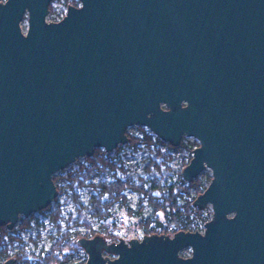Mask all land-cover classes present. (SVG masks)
Segmentation results:
<instances>
[{"label":"water","instance_id":"95a60500","mask_svg":"<svg viewBox=\"0 0 264 264\" xmlns=\"http://www.w3.org/2000/svg\"><path fill=\"white\" fill-rule=\"evenodd\" d=\"M51 1L0 2V226L47 208L54 174L139 125L197 140L181 174L210 169L193 206L211 218L202 232L80 237L83 264H264V0H79L47 22Z\"/></svg>","mask_w":264,"mask_h":264},{"label":"trees","instance_id":"16d2710c","mask_svg":"<svg viewBox=\"0 0 264 264\" xmlns=\"http://www.w3.org/2000/svg\"><path fill=\"white\" fill-rule=\"evenodd\" d=\"M126 136L127 144L132 150L145 149L148 152V160L143 170L152 174V177L147 180L143 175H129L128 168L118 157H111L102 149L95 148L93 155L85 157V163L79 164L76 169L66 172L59 179L58 176L53 175L54 183L62 180V184H56L58 195L64 193L66 199L71 200L74 213L64 217L61 204H57L49 212L47 217L50 245L46 249L39 247L41 240L39 232L32 239L36 250L29 251L24 243L20 245L23 241L20 231L30 227V219L21 217L17 228L12 231L13 234L9 233L5 225L0 226V264L8 258H13L21 264H64L68 262L75 249L80 247L77 244V239L80 237L103 234V236L107 235L104 237L106 240L115 241L117 236L112 230L116 226L112 222L111 209L116 202L127 214L139 216L136 225L142 228L144 234L171 235L180 230L202 229L203 224L211 217L204 216L193 206V200L204 191L207 184L195 180L186 182L181 174L182 169L191 159L193 148H188L189 154L177 171L175 180L166 182L165 177L171 171V166L167 163L172 156L155 148L162 141L144 128L140 129V134H126ZM103 171L110 172L112 178L91 182L93 177ZM84 186H89L92 190L87 202L81 200L78 192ZM127 190L134 191L140 196L136 208L129 207ZM190 190L194 196L190 195ZM144 201L149 207L147 213L143 211ZM49 206L46 210L50 209ZM85 211H89L93 219L100 223L102 233L91 227L85 217ZM77 227H84L87 230L83 232ZM16 245L20 246L14 251Z\"/></svg>","mask_w":264,"mask_h":264},{"label":"rangeland","instance_id":"374dc122","mask_svg":"<svg viewBox=\"0 0 264 264\" xmlns=\"http://www.w3.org/2000/svg\"><path fill=\"white\" fill-rule=\"evenodd\" d=\"M77 2V4H74ZM79 0H52L51 3L49 4V14L46 16V21L47 22H57L58 20H61L63 16L66 13V9L68 5H74L78 6ZM20 28L22 33L26 32L27 29V16L24 15L21 23H20ZM144 127L139 126V125H131L127 127L126 129V134H140V129ZM146 129V128H144ZM148 131V129H146ZM149 132V131H148ZM185 144L184 146L182 145ZM119 147L115 148L111 152H108L107 155L111 157H118L121 162L128 168V174L135 176V175H143V178L149 180L152 176L150 173H145L143 170V166L145 165L146 161L148 160V152L145 149H139V150H132V148L126 143L118 145ZM198 146V142L195 138L193 137H183L181 139L180 145L178 146H171L167 142L158 143L155 148L159 149L162 152H165L167 154H170L172 156V159L167 163L171 166V171L166 175L165 180L166 182H172L176 178L177 171L181 167V165L184 163L186 160L187 155L189 154V147L195 148ZM100 149V148H98ZM104 151V150H103ZM105 152V151H104ZM86 158H78L75 162L69 164L66 166L64 169L61 171L57 172L55 175L59 177H62L65 175L66 172L71 171L73 169H76L79 164L85 163ZM119 174V173H117ZM112 174L107 171H103L102 173L96 175L91 179V182H97L99 180H104V179H111ZM211 179V171L208 168H205L202 172H200L193 180L203 183V184H208L209 180ZM55 184H62V180H58ZM80 193V198L83 202H87L90 194L92 193V190L89 186H84L81 189L78 190ZM190 195L194 196V193L190 190ZM128 204L130 208H136L138 206V201L140 196L131 190H127L126 192ZM57 204H61L63 211H64V217H67L69 213H74V205L71 202L70 199H66L65 194L61 193L57 195V197L54 199L53 202H51L49 206V210L43 209L39 210L37 212L32 213L29 217L30 219V227L27 228L24 231H20V236L22 237L23 241L21 242L20 245L23 243L25 244L26 248L29 251L36 250V247L34 246V243L32 239L35 237V235L39 232L41 235V240L39 241L40 248L46 249L50 245V239H49V224H48V217L47 215L51 210H53ZM144 205L143 211L147 213L149 211V207L147 206L146 202L144 201L142 203ZM113 217H112V222L114 223V226H117V219L116 217L118 215H123L127 217H132L133 218V224L130 228H133L132 230H142L140 227L136 225V222L138 221L139 216L136 215H130L127 214L123 208H121L118 203L116 202L114 207L111 209ZM202 214L206 217H211L212 215V210L210 205H207L203 210H200ZM85 217L86 219L90 222L91 227L94 230L100 231L101 233L103 230L100 228V223L96 220L93 219L89 211H85ZM21 218V217H20ZM20 218L17 221V223L13 226L12 229H8L10 234H13V230L17 228V225L20 222ZM26 218V219H27ZM128 228V227H126ZM78 230H81L85 232L87 229L84 227H77ZM119 232L121 230V226L118 225V229H113L112 233L114 232ZM122 231V230H121ZM199 231H203L200 229ZM103 236V234H97ZM172 235V234H171ZM170 235V236H171ZM107 236V235H106ZM103 236V237H106ZM20 245H16L15 248L13 249L14 251L18 249ZM78 253V248L75 249L73 252V256H76L75 254ZM190 254L189 249H184L180 252V256L187 257ZM71 255V256H72ZM70 256V257H71ZM113 256V255H111ZM69 257V258H70ZM13 264H21L19 262L14 261Z\"/></svg>","mask_w":264,"mask_h":264},{"label":"built area","instance_id":"2783aa9c","mask_svg":"<svg viewBox=\"0 0 264 264\" xmlns=\"http://www.w3.org/2000/svg\"><path fill=\"white\" fill-rule=\"evenodd\" d=\"M116 219H117V226L115 229H118V225H119V226H121L122 231L119 230V232H118V230H117V232H114L113 234H116L117 239L115 241L106 240L108 243L109 242H118L120 239L124 240L125 242H128L131 239L142 240L144 238V236L150 235V234H144L143 230H140V229L132 230L133 228H130L133 224V218L132 217L118 215L116 217ZM126 227H128V228H126ZM159 231H160V229L157 230V232H159ZM154 234H159V233H154ZM73 255L69 258L68 262L64 263V264H83L87 259V254L83 250L82 247L78 248V253L75 254L76 256H73ZM103 256L108 257L110 259L114 258V256H111L110 254H107V253H104Z\"/></svg>","mask_w":264,"mask_h":264}]
</instances>
